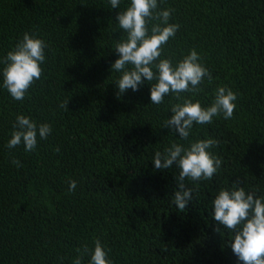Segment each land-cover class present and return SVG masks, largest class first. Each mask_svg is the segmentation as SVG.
I'll return each mask as SVG.
<instances>
[{
	"label": "trees",
	"instance_id": "1",
	"mask_svg": "<svg viewBox=\"0 0 264 264\" xmlns=\"http://www.w3.org/2000/svg\"><path fill=\"white\" fill-rule=\"evenodd\" d=\"M129 4L0 0V58L25 31L49 46L23 101L12 99L0 74V264H73L76 249L94 248L97 238L113 264H243L223 226L215 230L212 201L237 180L264 195V0L160 3L180 25L163 58L176 63L195 49L212 74L198 94L181 95L207 107L219 86L237 93L232 119L193 126L189 140L220 141L210 151L222 164L210 181L186 178L196 191L183 212L173 204L179 170L152 162L172 142L188 143L164 127L178 101L166 95L151 104L147 81L117 97L120 74L111 65L124 32L116 16ZM68 100V109L59 106ZM17 114L52 126L35 151L6 147ZM68 180L77 181L72 193ZM89 261L85 254L82 264Z\"/></svg>",
	"mask_w": 264,
	"mask_h": 264
},
{
	"label": "clouds",
	"instance_id": "2",
	"mask_svg": "<svg viewBox=\"0 0 264 264\" xmlns=\"http://www.w3.org/2000/svg\"><path fill=\"white\" fill-rule=\"evenodd\" d=\"M161 2L163 0H130V4L117 14L116 20L124 35L114 44L119 58L111 68L120 74L115 82L118 98L129 89L138 91L147 81L151 84V104L161 105L166 95H173L178 101L170 105L172 115L165 120L164 127L171 129L173 134L178 132L180 140L188 143L172 142L162 152L156 151L152 162L156 169H169L175 165L179 170L175 177L178 190L174 193L173 204L183 212L196 191L186 186V178L193 183L210 181L222 164V159L210 151L218 147L220 141L212 138L189 140L193 126L211 124L215 117L221 115L225 120L232 119L237 93L227 86H219L207 107L191 96L181 95L198 94L201 83L205 78L210 82L212 74L195 49L176 63L170 57L163 58V46L175 37L180 25L170 23L174 9H161ZM120 3L121 0H110L113 9ZM48 47L42 38L25 31L12 50L0 58V64H3L0 69L2 87L13 100L23 101L32 85L40 80L43 73L41 65L46 60L45 49ZM68 103L69 100L59 106L68 109ZM51 132V124H37L31 117L17 114L6 147L13 149L23 144L26 152H32L37 148L38 137L46 140ZM56 151L60 149L56 148ZM12 163L21 166L15 158ZM67 183L69 193L74 192L77 181L68 180ZM212 208L218 225L215 230L222 233L219 225L223 226L228 234V246L238 260L243 264H264V195H258V189L246 191L237 180L231 188L218 189ZM76 251L78 255L73 264H82L85 254L90 256L89 264H113L108 258L111 249H106L98 238L94 240V248L84 245Z\"/></svg>",
	"mask_w": 264,
	"mask_h": 264
}]
</instances>
